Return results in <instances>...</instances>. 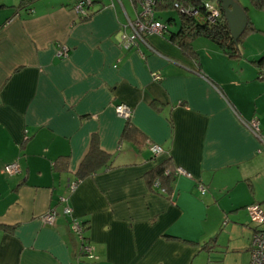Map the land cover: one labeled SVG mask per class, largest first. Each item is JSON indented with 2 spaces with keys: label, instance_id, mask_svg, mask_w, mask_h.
Segmentation results:
<instances>
[{
  "label": "crops",
  "instance_id": "obj_1",
  "mask_svg": "<svg viewBox=\"0 0 264 264\" xmlns=\"http://www.w3.org/2000/svg\"><path fill=\"white\" fill-rule=\"evenodd\" d=\"M73 1L0 0V264H248L245 205L264 201V10L237 0L254 29L230 56L201 34L184 53L168 38L178 17L158 15L164 31L125 48L138 0H90L83 17ZM91 140L107 165L78 178ZM164 159L190 176L172 173L160 192L150 171ZM49 208L52 224L40 219Z\"/></svg>",
  "mask_w": 264,
  "mask_h": 264
},
{
  "label": "built area",
  "instance_id": "obj_2",
  "mask_svg": "<svg viewBox=\"0 0 264 264\" xmlns=\"http://www.w3.org/2000/svg\"><path fill=\"white\" fill-rule=\"evenodd\" d=\"M140 4V9L136 13L135 17L128 21V30H120L118 34V44L123 47L131 46L138 38H143L146 33H157L160 34L164 31L165 24L156 18L154 14V4L156 0H138ZM90 4V0H74L71 4V10L74 14L78 16L87 15V7ZM203 7L207 11V19L213 21L218 15V7L214 2L202 1ZM172 6L177 9L179 12L184 11L189 14H194L196 10L188 4H184L179 1H173ZM66 46L61 44L57 49L58 54H63L65 52ZM152 78L157 79L159 76L157 72H152ZM115 113L127 119L130 115L131 108L128 104L124 102H118L114 105ZM248 127L256 132L258 129L257 121L254 118H251L247 122ZM148 149L151 154L155 155L161 152V146L156 143L147 142ZM19 169L18 163L16 160H11L6 162L2 166V170L6 173H15ZM171 174H184L190 176V172L184 169L182 166L175 165L171 168ZM169 169L165 168L164 173H168ZM77 183L76 179L70 180L67 182V187L69 190H72ZM152 185L156 187L160 192H165V189L159 184V180L154 178L152 180ZM197 188L202 192L205 189V186L201 183L197 184ZM246 212L249 216L250 221L254 224V227L251 231V236L248 242V264H264V211L261 210L257 203H249L245 205ZM63 212L70 216L69 219V229L76 234L80 243H79V252L87 256H91L92 247L85 241L82 231L83 225L82 222L76 220L72 216L71 208L68 205L63 207ZM56 212L53 208H49L40 214V219L43 223L52 224L55 218Z\"/></svg>",
  "mask_w": 264,
  "mask_h": 264
},
{
  "label": "trees",
  "instance_id": "obj_3",
  "mask_svg": "<svg viewBox=\"0 0 264 264\" xmlns=\"http://www.w3.org/2000/svg\"><path fill=\"white\" fill-rule=\"evenodd\" d=\"M157 2H165L164 6L171 5L175 0H156ZM179 2H186L188 6L194 8L196 12L194 14H189L188 12L180 11L178 12L177 28L175 31L168 32V38L180 47V49L186 53L189 50V39L194 35H205L212 39L220 48V50L225 55L235 56L239 53L238 41L241 35L247 28L254 29L252 26H245L242 33L233 40L226 21L223 16V12L220 8L219 3H216L218 7V15L213 21L207 19V11L202 5L203 0H176ZM250 3L256 7L262 8L264 10V0H249ZM263 60V55H261L256 62L260 63ZM124 134L132 136V138L137 139L138 133L134 131L131 125H126ZM106 154L99 148L95 140H91L86 153L81 159L79 166L76 170V177L80 178L86 174L94 172L96 169L106 166ZM169 169L168 173H164V169ZM171 166L168 165L167 159L162 160L160 163L156 164L150 171L151 180L157 178L159 184L166 189L169 188V181L171 179Z\"/></svg>",
  "mask_w": 264,
  "mask_h": 264
},
{
  "label": "water",
  "instance_id": "obj_4",
  "mask_svg": "<svg viewBox=\"0 0 264 264\" xmlns=\"http://www.w3.org/2000/svg\"><path fill=\"white\" fill-rule=\"evenodd\" d=\"M219 3L233 40L242 33L247 23L244 7L237 0H215Z\"/></svg>",
  "mask_w": 264,
  "mask_h": 264
},
{
  "label": "rangeland",
  "instance_id": "obj_5",
  "mask_svg": "<svg viewBox=\"0 0 264 264\" xmlns=\"http://www.w3.org/2000/svg\"><path fill=\"white\" fill-rule=\"evenodd\" d=\"M154 12H155V15H158L159 18L160 19H163V20H165L167 17H173L175 19H177V17H178V13L175 10V8H173V7H167V8H164V7H156L155 10H154ZM260 206L263 208V209H261L263 211L264 210V201H261L260 202ZM244 217L246 218V221H250L249 216H248L247 213H245V216Z\"/></svg>",
  "mask_w": 264,
  "mask_h": 264
}]
</instances>
